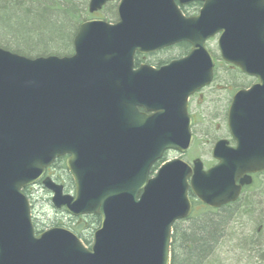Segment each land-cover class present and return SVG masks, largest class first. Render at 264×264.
<instances>
[{"label":"water","instance_id":"obj_1","mask_svg":"<svg viewBox=\"0 0 264 264\" xmlns=\"http://www.w3.org/2000/svg\"><path fill=\"white\" fill-rule=\"evenodd\" d=\"M114 1L90 0L88 11ZM118 1V22L81 24L70 57L0 49V264H169L171 227L190 215L188 189L218 208L236 199L237 179L264 170V0ZM194 2L198 15L185 18L178 6ZM217 34L221 59L258 82L228 110L239 149L218 144L208 171L173 160L149 179L166 151L190 146L187 101L212 80L205 43ZM181 42L192 48L184 58L134 69L135 54ZM64 156L74 196L43 178ZM39 180L56 210L99 217L89 250L65 229L35 235L22 189Z\"/></svg>","mask_w":264,"mask_h":264},{"label":"rangeland","instance_id":"obj_2","mask_svg":"<svg viewBox=\"0 0 264 264\" xmlns=\"http://www.w3.org/2000/svg\"><path fill=\"white\" fill-rule=\"evenodd\" d=\"M29 1L30 0H20L21 7L19 8L24 13L34 11L35 14L32 13V16H36V7L40 8V6L41 9H45V11L49 13L52 11L53 13L62 14L65 9L68 10L69 17H67V19L68 23L74 26L73 32L71 28L67 26V23L64 20L65 18L61 15H57V18L55 19H49L50 22L46 21V19L37 21H43L44 24H42L41 22L39 23L50 27L48 28V33L43 34V38H45L46 40L47 38L50 39V36H54L56 33H60L61 37H63L64 40L65 38H67L70 42L69 46L67 45L66 49L64 50L62 39H58L61 40L60 49L58 50L57 48H55L57 47V43H60L58 41H55V47H50L54 50L50 49L49 53H47L48 56H71L73 53L72 40L78 28V23H80L81 20H83L86 16L88 17L86 11L88 0H44L41 1L42 5L36 6L34 8L32 7L35 5L36 1H31V5H29ZM12 2H14V0ZM1 14L7 15L4 16V20ZM97 15L98 17H100L101 20H108L110 17L113 18V5H108L105 10H103ZM0 16V35H4L2 37L0 36L1 46H6L7 44V46H9L8 48L6 47L7 51L8 49H10L12 51H9L13 52L12 48H15V46L13 47L12 45H10L13 43L12 38H14V36L16 35H19L20 39L18 41L16 39L14 40L16 44H18L17 42H20V46L22 47H24L25 45L29 47L31 45H35L37 47L39 40L30 41L27 32L25 33V31L29 28L27 29V27L25 26L26 24L20 21V19L23 20L22 18L16 19L14 18V14L10 15L8 13H0ZM29 20L30 19H28L26 22H28ZM23 25L25 26L23 27L25 28V31L20 29V27H22ZM16 27H18L19 29H17ZM3 37H5L8 41L2 40ZM41 41L44 42L45 40ZM206 48L212 55L214 61L219 59L215 40L208 41L206 43ZM173 51L174 50H170L164 54H160L158 57L167 55L169 53H172ZM22 52H20L22 56L29 58L41 56H29L25 55ZM217 63L218 69L216 71V80L213 81V83L209 87L194 95L193 99H191L189 104V112L193 116V118L196 119L195 123L197 126L193 128L194 141L191 146V149L186 153L183 159L188 163H190L194 159H200L204 165V169H207L215 164V161H213V159L211 158V147L209 146V144H205L204 141L208 139L210 141H213V137L215 135V127L217 130V127L222 126V116L225 115L226 109L225 97H229L230 95L229 92H225V89H228V91H234L236 88L240 87L248 80L247 78H243L238 75V73L234 70H226L223 65H220L221 62L219 60H217ZM204 136H206V138H204ZM176 158H178V156L173 153H169L166 156V160L168 161H171ZM262 180H264V177L262 178ZM34 191L35 193H31V195L29 196V200L32 206V216L34 219H36V231L42 232L51 228H67L75 233L73 229L69 228L71 225L70 221L68 220L69 218H67L64 213L56 212L52 208L50 204V196L48 195V193L40 190V188L38 187L34 188ZM67 192L69 194H72L71 190H67ZM260 205L262 206L263 204L260 203ZM221 212L230 215L231 218L225 217L226 221L223 220V225L221 226V232L219 234L217 243L214 245L209 257L207 258L209 259L211 257L209 260V264H263L262 262H256V260H263L260 257L261 255L257 256V254H255L254 252L253 247H255L254 243L257 242L256 239L254 241L253 239H251L252 242L249 244L250 246L253 245V247L245 249L244 245L243 248H241L244 252H240L241 249L236 245V242L239 238L240 240L238 241V243L240 241V243H242V240L249 237H253L254 232L257 236L264 233V209L260 210L261 219L258 218L259 222L256 224H254L255 221L254 219H252V217L248 218L246 214L247 212L237 213L236 207H234L233 211L220 210L217 212H212L210 215L213 217H215L216 214L223 215ZM241 214L246 217L242 218ZM203 216L200 211H197L194 216H191L190 221L178 223L177 228L174 230V235L176 236V231H178V228H187L190 223H194L197 219H203ZM227 239H232L233 243H229ZM87 240L89 241L90 239ZM237 247L238 249L236 250L238 252L235 251V248ZM174 249V252H177L178 257L180 253L178 250H176L175 247ZM247 250H249V252H246Z\"/></svg>","mask_w":264,"mask_h":264},{"label":"trees","instance_id":"obj_3","mask_svg":"<svg viewBox=\"0 0 264 264\" xmlns=\"http://www.w3.org/2000/svg\"><path fill=\"white\" fill-rule=\"evenodd\" d=\"M13 0H3L2 4H1V8L0 11L2 10L1 13H8L10 15L14 14V18L18 19V18H22L23 20L20 19V21H22V23L26 24L25 26L27 27L28 30L25 31V27L24 25L22 27H20V29H22L23 31H25V33L27 32L28 37L30 39V41H36L39 40V43L37 44V47L35 45H31L33 46L32 48H30L29 46H20V42H17L18 44H16V42H14V40L16 39L17 41L20 39L19 35L14 36V38H12L13 43L10 44L13 47L15 46V48L13 49L12 53L15 54H20V52L24 53L25 55H41L38 57H46L48 56L47 53H49L50 49L53 47H55L54 42L58 41L60 43H57V48L58 50L60 49V45H61V40L58 39H62L63 42V47L64 50L66 49V46L70 44V42L68 41L67 38H65V40L63 39V37H61L60 33H56L54 36H50L47 40L45 38H43V34L48 33V30H44L42 27H44L45 25L43 21H37V20H43L46 19V21L49 22V19H55L57 18V15H61L63 16L65 19V22L67 23V26L71 28L72 32H73V27L71 24L68 23V19L67 17H69L68 14V10L65 9L64 12L62 14H58V13H53L52 11L49 13L47 11H45V9H41L36 7L41 4V1L44 0H30L28 3L29 5H31V1H36L35 5L32 7H36V16H32V13L35 14L34 11L32 12H23L19 7H21L20 5V0H14V2H12ZM1 3V2H0ZM23 3V1H22ZM27 3V2H26ZM72 8V7H70ZM73 10V9H72ZM4 20V16H7L6 14H1ZM54 15V18H53ZM1 18V16H0ZM28 19H30L28 22H26ZM36 19V20H35ZM39 22H41L42 24H40ZM35 23V25H34ZM21 24V23H20ZM17 29H19L18 27H16ZM50 28V27H48ZM71 32V34H72ZM1 37L4 36L3 34L0 35ZM18 37V38H17ZM32 38V39H31ZM2 40H7L5 37H3ZM41 40H45L44 42H42ZM50 40V41H48ZM8 41V40H7ZM53 41V42H52ZM10 43V42H9ZM53 44V45H52ZM48 45V47H47ZM41 46V47H40ZM9 46H1L0 48L3 50L7 51V48ZM51 47V48H50ZM17 49V51H16ZM10 49H8L9 51ZM54 50V49H51ZM12 51V50H10ZM55 169L59 171V173L57 174V179L58 181L64 186V188H66L67 190H71L73 187L72 184V180L70 179V176L68 175V173L65 170V166L63 164V160H57L55 162ZM25 192V191H24ZM260 203H262L263 205L261 206ZM249 209L246 211L248 218L252 217V219H254L255 223H258L259 219L261 217V212L260 210L264 209V194H262L261 196L253 199L252 201H249ZM223 210H227L226 208ZM234 210V207H231V211ZM230 211V210H229ZM222 213V212H221ZM202 214V218L197 219L194 223H190V225L187 226V228H178V231H176V236L174 238V242H172V244H174L173 246V255H171V259H170V264H209L210 263V258L207 259L211 253V250L213 249L214 245L217 243L219 234L221 232V226L223 225V220L226 221V218H229L230 215H227L226 213H222L223 215H215V217L211 216V212L209 211H203L201 212ZM194 216V215H193ZM242 218L246 217L243 214H241ZM231 218V217H230ZM201 219V220H200ZM261 219V218H260ZM71 223L70 227L71 229H73L76 233V235L80 238V240L82 241V243L84 245H89V241L87 239H90V234L91 231H93L99 224V219L98 217H81V218H77V219H68ZM177 228V227H176ZM241 236V235H239ZM251 239H253V241L256 239L257 242L254 243L255 247H253V245H249L252 241ZM229 241V243H233L232 239H227ZM240 240V238L237 240L236 245L241 249L243 248V246L245 245V249H248L250 247H253L255 254L261 255L260 257L263 260H256V262H262L264 264V233L260 234L259 236H257L255 234V232L253 233V237H249L246 238L244 240H242V243H238V241ZM177 245V246H176ZM174 247L176 248V250L179 251L180 255L177 257V252H174ZM235 248V251H237ZM238 252V251H237ZM240 252H244L241 251ZM246 252H249V250H247ZM245 252V253H246ZM174 257V258H173Z\"/></svg>","mask_w":264,"mask_h":264},{"label":"flooded vegetation","instance_id":"obj_4","mask_svg":"<svg viewBox=\"0 0 264 264\" xmlns=\"http://www.w3.org/2000/svg\"><path fill=\"white\" fill-rule=\"evenodd\" d=\"M88 3H89V0L87 2V9H86L88 17L86 16L83 20H81L80 23H78V28L83 23H86L89 21L101 20L97 14H99L100 12L105 10V8L108 5H113V18L110 17L108 20L105 19L106 21L105 20H103V21L105 23H109L112 25L117 23L118 17L116 15V13H117L116 12V8H117L116 2L108 3L100 12H94V13L88 12ZM200 7H201V4L199 2H194V3H190L188 5H184V6H180V7L178 6V9L184 17H194V16L198 15ZM78 28L76 30V33L78 31ZM217 39H218V36H216L214 39H211V40H215L216 45H217ZM170 50H174V51L172 53L167 54V55L158 57L160 54H164ZM190 51H191V46L188 43L181 42V43H177V44H174L172 46L160 49L158 51L152 52L150 54H145V55L136 54V56H134V59H133L134 69H138L142 65L149 66L150 68H153V69H160V68L168 65L172 61L184 58L186 55H188V53ZM217 60H219L221 62L220 65H223L226 68V70H234L238 73V75H240L243 78H247L248 80L244 84H242L240 87L236 88L234 91H231V90L228 91V89H225V92H229L230 95H229V97H225L226 109H225V115L222 116V119H223L222 126L217 127V130L215 127V135L213 137V141L215 139L216 140L214 142L210 141L208 139V140H205L204 143L209 144V146L211 147V152L218 144H220L221 149H228V151H234L237 148H239L238 141H240L241 138L239 135H237V132H236L235 136L231 135V132H230V130L228 128V124H227L228 109H229V106L232 103L235 95L238 92H246V91L250 90L254 85L257 84V80L255 78H252V77H249L247 75L240 73L235 67H232V66L222 62L220 60V58ZM217 60L214 61L215 67H214V71H213V79H212V82L210 83V85L213 83V81L216 80V71L218 69ZM210 85L204 87L203 89H201L197 93L201 92L202 90L209 87ZM197 93H195L194 95H196ZM194 95L189 97V102H188V113H189V116L191 119V132H192L193 137H194L193 128H195V126H197V125L195 123L196 119H194L193 116L189 112V104H190L191 99H193ZM218 133H219V135H218ZM204 138H206V136H204ZM255 138L258 142H261V139L259 137L248 138V140L249 139H255ZM216 163H219V161H216ZM58 173H59V171L55 169V163H53L52 166L46 171L47 176H55L56 177ZM263 177H264V171H260L257 173H248L245 175V177H241L240 179H238V181L236 182L237 185H239V181H242L244 183L247 182V183L241 187V189L239 190V194H238L237 198L235 199V201L233 203H230V205L220 207L217 210L208 209L207 207L197 203L195 199H192L193 196L190 193V191H188V193H187L188 199L190 200V202L192 201V204H191L192 209H193L194 204H198V207L200 208V210L206 209L210 212H217V211L223 210L225 208L227 210H231V207H236L237 213H243L249 209V206H250L249 201L250 200L252 201L253 199L264 194V185H263L264 180H262ZM36 187L37 186H34L32 188H28V189H26V192L35 193L34 188H36ZM194 209H195V206H194ZM35 224H36V219H34V225ZM174 237H175V235L173 232V235L171 237V243H170V254L171 255H173L174 244H172V242H174Z\"/></svg>","mask_w":264,"mask_h":264},{"label":"bare ground","instance_id":"obj_5","mask_svg":"<svg viewBox=\"0 0 264 264\" xmlns=\"http://www.w3.org/2000/svg\"><path fill=\"white\" fill-rule=\"evenodd\" d=\"M0 6H1V4H2V2H3V0H0ZM1 8V7H0ZM2 12V10L0 11V13ZM54 16V15H53ZM50 22V21H49ZM48 27L49 26H44V27H42L44 30H48ZM31 48L33 47V46H30ZM29 56H31V55H29ZM27 58H29V57H27ZM36 58V57H35ZM30 59H34V58H30Z\"/></svg>","mask_w":264,"mask_h":264}]
</instances>
